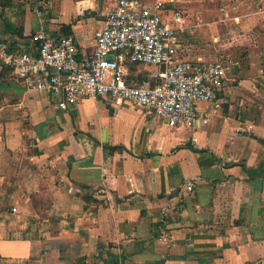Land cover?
I'll return each mask as SVG.
<instances>
[{
    "label": "crops",
    "instance_id": "0c3cea01",
    "mask_svg": "<svg viewBox=\"0 0 264 264\" xmlns=\"http://www.w3.org/2000/svg\"><path fill=\"white\" fill-rule=\"evenodd\" d=\"M116 1L0 0V40L66 26L91 54ZM176 1L202 2H137L186 25ZM244 1L221 107L189 126L105 97L60 109L0 62V264H264V0Z\"/></svg>",
    "mask_w": 264,
    "mask_h": 264
},
{
    "label": "built area",
    "instance_id": "2783aa9c",
    "mask_svg": "<svg viewBox=\"0 0 264 264\" xmlns=\"http://www.w3.org/2000/svg\"><path fill=\"white\" fill-rule=\"evenodd\" d=\"M155 7L161 9L162 2ZM174 21L173 27L137 1L117 0L96 34L91 54L81 51L73 34L60 30L33 35L22 46L0 40V62L26 90L47 96L60 109L105 97L109 102H129L166 124L189 126L206 118L199 104L221 107L218 96L226 87V76L221 65L178 60L185 26L179 14ZM137 65L157 71L140 81L130 72V66Z\"/></svg>",
    "mask_w": 264,
    "mask_h": 264
},
{
    "label": "rangeland",
    "instance_id": "374dc122",
    "mask_svg": "<svg viewBox=\"0 0 264 264\" xmlns=\"http://www.w3.org/2000/svg\"><path fill=\"white\" fill-rule=\"evenodd\" d=\"M134 1V0H131ZM139 1V0H137ZM141 1V0H140ZM145 1V0H144ZM154 1V0H148ZM175 7L170 11L183 12V15L188 18L184 29V34L180 40L184 42L183 55H201L205 58H200L203 61L212 62L213 64L221 65L225 69V74L234 73L235 68L229 59L231 51L237 50L235 41L239 38L236 32V24L238 21H231L232 15L242 14L246 11V3L244 0H202L195 1L192 4L175 2ZM207 3L208 9L211 10L218 18H221V24H216L211 20L206 21L203 25L197 20L198 13L205 7ZM166 11L167 19H172V14H169L168 8ZM216 12H222L221 14ZM165 15V14H164ZM226 18V21H224ZM198 60V58L196 59ZM157 68L154 66H131L130 72L133 77L140 81L148 79L155 74ZM90 110H95L93 107Z\"/></svg>",
    "mask_w": 264,
    "mask_h": 264
},
{
    "label": "trees",
    "instance_id": "16d2710c",
    "mask_svg": "<svg viewBox=\"0 0 264 264\" xmlns=\"http://www.w3.org/2000/svg\"><path fill=\"white\" fill-rule=\"evenodd\" d=\"M61 32L64 34H73L71 28H67L66 26L61 27ZM131 68V66H130ZM9 70V69H8ZM10 71V70H9ZM11 72V71H10Z\"/></svg>",
    "mask_w": 264,
    "mask_h": 264
},
{
    "label": "water",
    "instance_id": "95a60500",
    "mask_svg": "<svg viewBox=\"0 0 264 264\" xmlns=\"http://www.w3.org/2000/svg\"><path fill=\"white\" fill-rule=\"evenodd\" d=\"M110 58H112V56H111ZM162 70H164V68H163V67H162Z\"/></svg>",
    "mask_w": 264,
    "mask_h": 264
}]
</instances>
